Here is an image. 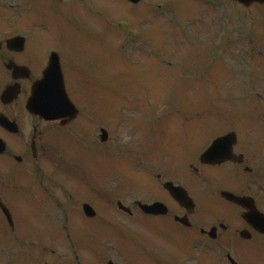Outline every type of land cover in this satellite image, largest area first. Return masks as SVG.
Wrapping results in <instances>:
<instances>
[{"label": "rangeland", "instance_id": "374dc122", "mask_svg": "<svg viewBox=\"0 0 264 264\" xmlns=\"http://www.w3.org/2000/svg\"><path fill=\"white\" fill-rule=\"evenodd\" d=\"M228 2L227 0H143L141 5L132 6L127 0H0V36L5 34L28 36L32 42H40L33 51L46 52L59 43L75 42L74 36L83 38L87 42L90 41L88 39L90 37L104 36V54L98 50L94 53V58L90 56L93 58L91 61L97 65V71L100 64L104 66L102 80L98 73H95L99 84L102 83L104 88L100 89L99 85L94 87V91L91 89V92H86L95 99V103L82 106L84 112L80 118L90 119L92 133L87 135L77 130L73 131L77 143L71 145L67 143L66 152L62 153V157L53 155L47 163H42L41 173L36 175L37 179L33 184L32 195L41 199H38L39 201H43V198L49 195L50 200L47 204L52 206L53 202L58 204L60 200L61 205L57 210L49 207L55 224H64L66 222L64 212L77 213L84 200L100 202L92 199L93 193L97 194L96 192L86 185H80L81 193L76 198L73 196L74 205L66 209L68 204L64 191L69 193L75 182L63 172H58V169L64 162L70 163L68 155H73L72 147H76L79 151L86 146L85 149L98 153L108 152L113 159L119 160V163L114 162L117 163L115 170L110 171L105 167V164L109 163V158L97 156L98 163L103 167L102 176L107 177V183L111 187H117L120 181L123 184L127 183L128 178L131 184L126 185V192L144 197L137 199H147L153 194V189L156 194L158 193L154 183L149 179L146 183L144 177L161 171L160 165L153 160L157 156L153 153L145 158V154L140 153L137 157H133L131 152L135 142L144 138L148 141L145 142V148L156 149L159 144L157 139L153 141L159 131V135L165 134L166 142L169 139L175 144H169L166 149L170 153L174 150L172 154L179 157L177 150L180 146H176L179 142L176 135L187 132L184 127L188 122L196 124L203 120H211L201 118L207 113L213 117L214 111L210 109L207 111L206 108L215 107L214 86L220 83L218 78L221 77L225 67L230 66L229 47L224 48L227 53L224 57L220 53V42L216 44L214 42L221 17L228 12L230 15L233 14L232 9H235L231 26L234 27L236 23V27L228 31L226 43L230 45L233 41L240 45L244 40H251L253 50L257 52L255 55H260V52L264 51L263 12L261 23L245 24L243 19H254L250 16L252 12L233 4L232 6ZM237 20H241V28H238ZM136 22L138 26H131L133 31L129 34L125 30L126 25H134ZM77 44L76 57H80L81 48H79L80 44ZM96 46L94 45L93 48ZM239 47L238 51L242 46ZM94 50H90L88 54L90 55ZM122 53H126L131 59V61L127 60L130 61L129 65L123 62L126 59L122 57ZM72 54L74 56V51ZM85 61L88 59L86 58ZM223 94L227 92L222 91L221 96ZM128 99L135 105L130 106L126 101ZM217 104L218 102L216 106ZM134 106L136 107L133 109ZM143 106L147 114L142 111ZM115 111L119 113L116 114ZM143 116L145 117L142 119ZM133 123L142 124L143 133L141 132L139 137L138 134L132 133L135 130L139 131V129L134 130ZM101 126L104 129L107 127L109 132V142L102 147L99 145L100 137L96 142L93 140L94 135L100 136ZM183 138L186 144V135ZM126 139H130L131 143ZM160 148L155 152L161 155V162L165 167L171 162L172 155L164 156L159 152ZM91 158L86 157L80 163L86 162L90 165ZM151 161L154 162L153 165L149 163ZM144 164L146 165L143 167ZM154 167L155 171H153ZM138 175L141 181L135 178ZM38 180L42 182L40 187L37 184ZM107 183L104 182V186H108ZM129 201L131 197L127 198V203ZM36 202L37 199L34 203ZM96 203L94 204L99 208L101 216L99 225L106 218L107 221H114L120 227H140L126 217L112 215L113 211L104 213V206ZM32 221L39 222V219L35 218ZM36 224L33 225L37 226ZM96 224L97 222L93 223V227L90 224L87 226L94 228ZM152 225L156 226L154 223ZM70 227H75L71 221ZM70 227L68 226L67 229ZM178 229L179 227L175 229V233ZM147 248L149 250V246ZM60 253L61 260H64L70 252L64 246ZM6 255V251L0 252V264H6ZM110 258L116 259L113 254ZM163 259L167 263L171 262L166 255H163Z\"/></svg>", "mask_w": 264, "mask_h": 264}, {"label": "flooded vegetation", "instance_id": "af4514ba", "mask_svg": "<svg viewBox=\"0 0 264 264\" xmlns=\"http://www.w3.org/2000/svg\"><path fill=\"white\" fill-rule=\"evenodd\" d=\"M253 55L247 53L253 65L241 76L239 93L235 90L231 118L215 123L219 136L229 134L228 161L210 166L193 158L183 179L195 203L188 219L190 227L181 228L176 237L158 239L161 244L166 239L179 242L185 264H239L248 248L264 243V236L243 220V208L224 197L228 193L249 199L264 214V52ZM40 60L37 55L17 54L0 46V119L18 128V134H12L0 126V139L6 145L0 154V199L4 202L10 199L11 187H24L30 167L46 155L50 139L74 124L62 128L59 122L48 123L27 112ZM8 63L27 66L29 71L14 76L5 67ZM236 77L232 76L233 85ZM6 90L10 100L3 102ZM15 222L19 225L21 219ZM242 232L250 234L249 240L242 239Z\"/></svg>", "mask_w": 264, "mask_h": 264}, {"label": "water", "instance_id": "95a60500", "mask_svg": "<svg viewBox=\"0 0 264 264\" xmlns=\"http://www.w3.org/2000/svg\"><path fill=\"white\" fill-rule=\"evenodd\" d=\"M139 0H134V2H138ZM245 4H249L250 0H239ZM58 72L52 70L51 71V80L53 82L56 81V79L58 78ZM57 89H59V85L58 87L55 86ZM61 99H55L52 96L50 97L49 100H47L44 104L41 105L40 107V114H42L43 116H46L48 118H63V117H68V116H72L71 118H73L74 115L73 114V109L68 107V100L61 95ZM107 138L106 134H104V140ZM147 212L149 213H157L158 209H154V208H146ZM89 212H91L90 210H88Z\"/></svg>", "mask_w": 264, "mask_h": 264}]
</instances>
